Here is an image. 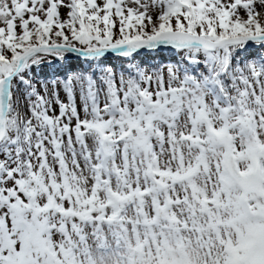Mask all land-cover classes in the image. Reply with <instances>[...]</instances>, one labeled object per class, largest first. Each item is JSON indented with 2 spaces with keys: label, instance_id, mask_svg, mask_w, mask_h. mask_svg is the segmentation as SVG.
Here are the masks:
<instances>
[{
  "label": "snow or ice",
  "instance_id": "obj_1",
  "mask_svg": "<svg viewBox=\"0 0 264 264\" xmlns=\"http://www.w3.org/2000/svg\"><path fill=\"white\" fill-rule=\"evenodd\" d=\"M0 264H264V0H0Z\"/></svg>",
  "mask_w": 264,
  "mask_h": 264
}]
</instances>
